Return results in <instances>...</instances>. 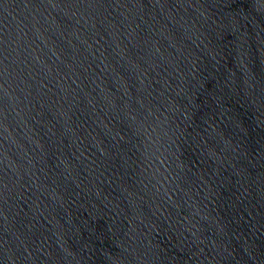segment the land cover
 <instances>
[{"label":"water","instance_id":"95a60500","mask_svg":"<svg viewBox=\"0 0 264 264\" xmlns=\"http://www.w3.org/2000/svg\"><path fill=\"white\" fill-rule=\"evenodd\" d=\"M0 264H264V0H0Z\"/></svg>","mask_w":264,"mask_h":264}]
</instances>
